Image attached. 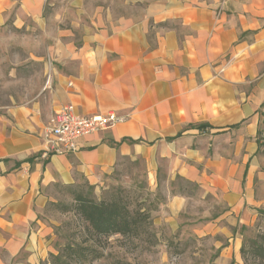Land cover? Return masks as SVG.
<instances>
[{
    "label": "crops",
    "instance_id": "0c3cea01",
    "mask_svg": "<svg viewBox=\"0 0 264 264\" xmlns=\"http://www.w3.org/2000/svg\"><path fill=\"white\" fill-rule=\"evenodd\" d=\"M133 1L144 3L140 14L98 10L80 38L73 25L60 29L52 87L0 111V264L38 263L34 227L52 192L83 183L100 189L127 157L145 161L150 182L165 166L171 180L219 191L241 223L251 220L264 0ZM56 2L0 0V27L45 24ZM54 13L65 18L62 8ZM67 104L125 120L84 137L79 151L44 157L41 133Z\"/></svg>",
    "mask_w": 264,
    "mask_h": 264
},
{
    "label": "rangeland",
    "instance_id": "374dc122",
    "mask_svg": "<svg viewBox=\"0 0 264 264\" xmlns=\"http://www.w3.org/2000/svg\"><path fill=\"white\" fill-rule=\"evenodd\" d=\"M79 1L76 6L73 0H57L55 9L62 8L65 18L57 17L54 9L46 13L45 24L0 27V111L27 102L45 88L60 29L73 25L71 31L80 38L81 26L90 23L98 10L113 17L136 16L145 7L133 0ZM261 115L258 138L262 147L256 153L255 203L249 223H241L240 217L231 213L229 202L219 191L183 177L171 180L165 166L152 183L145 161L128 157L100 189L79 185L52 192L53 200L34 227L36 251L41 254L36 264H264V255L251 249L257 242L264 243V104ZM117 191L147 210L150 223L139 236L113 235L94 245L88 225L77 211L76 194L83 192L100 200ZM244 244L247 261L241 251ZM68 245H94L100 256L83 261L70 255Z\"/></svg>",
    "mask_w": 264,
    "mask_h": 264
},
{
    "label": "trees",
    "instance_id": "16d2710c",
    "mask_svg": "<svg viewBox=\"0 0 264 264\" xmlns=\"http://www.w3.org/2000/svg\"><path fill=\"white\" fill-rule=\"evenodd\" d=\"M203 126V124L199 125L200 128ZM125 159H121L116 168ZM81 185L94 188L86 183ZM75 201L79 215L88 225L90 238L94 239V245L99 243L102 238L113 235L139 236L150 223V213L145 209L142 210L140 206H135L129 196L122 191L111 193L108 197L100 200L91 198L83 192H78ZM262 238H264V235H262ZM94 245L80 247L68 245V251H70V255L75 254L83 261L96 259L100 254L97 253ZM251 249L255 253L264 255V243L259 244L257 242L251 246ZM241 251L247 261L245 244L242 246ZM246 264L249 263L246 262Z\"/></svg>",
    "mask_w": 264,
    "mask_h": 264
},
{
    "label": "built area",
    "instance_id": "2783aa9c",
    "mask_svg": "<svg viewBox=\"0 0 264 264\" xmlns=\"http://www.w3.org/2000/svg\"><path fill=\"white\" fill-rule=\"evenodd\" d=\"M53 84L51 71L47 75L45 89ZM125 120L116 112L105 114H84L73 104L64 105L56 111L49 125L41 133L42 155L67 154L81 149V140L89 134L111 129L116 123Z\"/></svg>",
    "mask_w": 264,
    "mask_h": 264
}]
</instances>
